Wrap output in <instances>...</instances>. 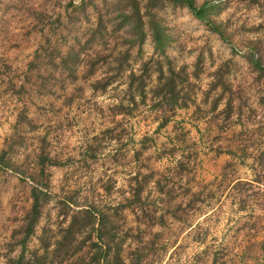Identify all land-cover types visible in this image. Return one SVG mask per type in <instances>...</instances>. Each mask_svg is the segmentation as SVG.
<instances>
[{
	"label": "rangeland",
	"instance_id": "rangeland-1",
	"mask_svg": "<svg viewBox=\"0 0 264 264\" xmlns=\"http://www.w3.org/2000/svg\"><path fill=\"white\" fill-rule=\"evenodd\" d=\"M95 1L106 20L120 11L116 0ZM80 2L0 0V264H9L7 259L21 251L17 242L31 189L39 185L51 197L27 244L29 251L40 246L43 228L52 236L66 225L61 211L68 197L74 209L94 204L108 215L103 242L110 240V250L102 264H113L116 256L123 264H212L215 252L228 255L232 264H264L259 204L241 210L228 193L231 180H254L264 160V77L249 61L253 53L264 67V0H196L197 6H216L209 17L214 30L186 7L158 12L170 36L165 55L175 70H184L182 87L194 100L177 109L165 126L149 100L130 117H114L113 106L125 90L120 78L105 92L91 88L108 69L105 63L128 46L121 31L105 45L97 37L89 41L96 13L79 12ZM70 49L80 60L100 54L94 77L81 67L75 79L69 77L61 62ZM129 52L125 69L150 76L146 80L153 85L155 61L162 57L154 52L151 38ZM219 76L224 86L230 85V93L225 87L211 89ZM223 94L235 101L231 119L209 111ZM204 97H209L205 104ZM121 130V140L111 139ZM183 137L190 142L184 148L193 171L182 181L194 191L211 189L209 203L187 214L184 207L178 209L183 182L168 189L173 201L149 184L144 205L131 203L134 176L148 168L157 176L169 173L178 153L169 158L160 157L161 152ZM47 154L52 163L45 160Z\"/></svg>",
	"mask_w": 264,
	"mask_h": 264
},
{
	"label": "trees",
	"instance_id": "trees-1",
	"mask_svg": "<svg viewBox=\"0 0 264 264\" xmlns=\"http://www.w3.org/2000/svg\"><path fill=\"white\" fill-rule=\"evenodd\" d=\"M95 0H81L76 7L79 12L85 13L88 9L95 11V24L92 25L89 33V41H92L97 37L100 42L103 41L105 45L108 37L113 36L116 32H122L123 43L127 44V48L124 51L117 53L115 57L106 62L108 69L101 78H96L91 83L93 90H100L105 92L106 89L116 81V78H120L125 85V90H121L122 97L117 99V104L113 106L114 117L133 115L141 105H145L147 100L153 101L155 104L153 107L157 108V112L160 113L163 123L166 125L171 117L175 115L177 109H186L190 104L194 103L191 96L186 95L181 79L184 74L183 69L175 70L171 66V61L165 55V48L167 47L170 36L166 26L163 25L162 20L158 18V12L167 7H186L189 11L201 21H206L209 26L212 27V21L210 20V12H212L216 6L210 3H203L200 6L196 5V0H116L115 5L120 7L119 13L112 19L106 20L103 15L97 9ZM114 6V4H112ZM211 22V23H210ZM106 23H111V28H108ZM147 37L151 38L153 43L154 52L159 53L162 58L155 61L157 65V78L154 84L149 86L145 75L136 74L133 70L125 69L124 64L128 62L131 57L129 49L132 47L141 48L146 41ZM86 59L80 60L78 52L75 49H70L65 53L64 59L61 62L63 69L69 73V77L75 79L77 72L79 73V67L86 73L87 77H94L96 66L101 61V56L98 52L92 54H86ZM257 57L252 53L250 55V62L254 63V67L261 71V75L264 77V67H261L260 62L257 61ZM167 63V64H166ZM165 64L167 69L165 70ZM104 65V64H102ZM101 65V66H102ZM146 66V64H144ZM146 70V68H145ZM113 72L112 76H109L108 72ZM144 72V70H143ZM145 73V72H144ZM221 76L215 77L211 82V89H226L227 92H231L230 85L224 86L221 82ZM187 82V79L186 81ZM221 85V87L219 86ZM223 85V86H222ZM225 87V89H224ZM223 95H219L212 105L209 107L211 113H216L223 116L224 119H231L234 115L235 101L233 98H226ZM209 97H204V103H207ZM223 102L221 107L220 103ZM169 109V110H168ZM113 130H107V133H111ZM123 130L119 131L115 136L111 137L114 140H121ZM110 139V138H109ZM184 137L183 139H175V142L166 151L161 152L160 157L164 154L169 158L177 159L174 164V168H169V173L165 175H156V171L148 168L145 174H138L134 176V186H131L132 194L130 199L131 203L142 205L145 203L143 194L149 184H152L156 193L165 194L168 196L169 201H173L172 191L168 190L177 183H184V190L182 191L181 203L178 204V209L197 212L202 209L201 204L206 202L212 193V190L208 188H202L198 191L192 190L189 186V182L182 181L184 178L192 174L193 166L191 160H189V153H186V148L189 145ZM193 144V142H191ZM186 146V148H184ZM180 152H179V151ZM219 151H225L219 148ZM226 152V151H225ZM232 148L228 149L226 153H233ZM141 153L137 152L135 158L139 159ZM45 160L52 163L50 155H46ZM264 161V160H263ZM259 161L260 172L254 174V180H243L240 178L231 180L229 184L228 193L233 196L234 200H237V205L243 208L252 206L253 203L259 204L261 213L264 215V163ZM5 163L3 162V165ZM43 172V170H41ZM158 177V178H156ZM38 184V182H37ZM39 185V184H38ZM42 185V184H41ZM133 185V184H131ZM46 186L33 187L31 189V204L26 213L21 226L20 233L22 239L17 242L21 251L18 256L14 258H8L9 264H102V259L108 257L110 250V240L106 243L103 242V229L107 226L108 215L100 211L97 206L90 205L84 209H74L75 202L71 198H64L62 201L63 208L61 215L66 223L65 226L59 228V230L49 236L47 229L43 228L39 238L40 246L37 249L29 251L27 244L29 240L35 234V229L42 216V210L47 204V201L51 197V193L48 190H43ZM167 190V191H165ZM168 201V200H167ZM184 202L185 204H182ZM198 204V205H197ZM144 205V204H143ZM142 205V206H143ZM206 206V204H205ZM189 213V212H188ZM174 219H178L174 216ZM188 218L184 216L183 222H187ZM259 219V217H258ZM180 221V220H179ZM64 225V224H63ZM249 230L254 231L253 226H248ZM112 239L111 237H108ZM96 239V240H95ZM95 240V241H94ZM100 242V243H99ZM13 248V247H11ZM92 253V254H91ZM91 254V255H90ZM212 264H225L228 255H219L215 252L213 255ZM116 262L113 264L122 263L119 261V257L114 258ZM229 264L232 261L227 260Z\"/></svg>",
	"mask_w": 264,
	"mask_h": 264
}]
</instances>
